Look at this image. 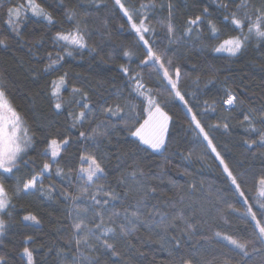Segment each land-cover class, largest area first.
I'll list each match as a JSON object with an SVG mask.
<instances>
[{"label":"trees","instance_id":"obj_1","mask_svg":"<svg viewBox=\"0 0 264 264\" xmlns=\"http://www.w3.org/2000/svg\"><path fill=\"white\" fill-rule=\"evenodd\" d=\"M38 2H42L50 12L54 23L50 25L28 13L21 35L10 39L6 48L0 46V78L7 85L11 102L33 130V146L24 158L27 165L21 162L19 172L8 183L14 184L17 177H26L29 172L43 167L45 157L41 153L44 152L47 139L70 136L71 145L62 151L59 163L53 165L52 177L43 180L44 195L36 192L17 198L13 201L11 216H3L7 227L4 235L0 236V254L7 253L11 257L8 264H22L20 253L24 246H28L33 251L35 264H68L74 254V245L70 247L72 233L68 228L69 204L62 195L68 188L66 181L55 177V169L62 168L65 174L74 176L75 173H69V169L79 167V155L85 148L84 144L79 143V132L91 131V128L104 122L109 126L110 137L100 139L98 146L87 148V151L94 152L100 158L106 169L105 178L99 183L111 185L123 196L128 189L118 182L121 177H128L130 169L136 165L147 174L145 183L154 185L156 189L147 198L143 191L133 190L125 201L116 204V208L135 205L139 200L149 207L160 208L169 216L178 213L184 220L177 221V228L161 231L160 236L142 230L124 240L117 237L116 250L120 255L111 257L109 254L102 258L101 264L108 258L116 260L117 264H182V260L187 258L213 257L216 258V264H220L223 255H234L227 253L224 247L226 242L217 238L215 233L219 231L221 235L240 237V230L245 228V223L238 216L246 206L233 191H228L230 182L225 183L222 168L218 167L219 162L210 150L207 155H203L205 149L189 128L190 118L186 116L183 104L175 97L169 98L167 94L159 96L161 104L172 117L167 147L160 152L150 149L138 152L134 138L128 135L117 118H105V106L115 109L117 105L135 104V101L128 99L130 89L125 88L127 78L120 71L122 66L130 68L132 73L140 71V52L126 18L113 11L111 0ZM97 2L102 4L99 10L96 8ZM126 2L139 6L142 0ZM143 2L147 3L148 0ZM240 2L236 0L235 4H229L224 9L219 5L228 3V0H156L157 7L151 14L153 18L150 23L156 29L155 36L161 49L166 48L168 55L174 58V67L180 66V90L190 104L196 105L198 118L206 129L209 125L221 124L219 129L211 133L214 144L227 157L233 172L248 180L243 187L250 203L254 204L252 198L256 192L250 190L252 181L249 177L264 167V148L258 146V133L244 130L247 124L244 116L253 110H264V44L252 42L235 57L213 51L222 39L235 35L229 30L231 26L221 21L224 14L234 11ZM251 3L258 5L259 0H251ZM8 4L9 0H0V5ZM161 4L164 5L162 9ZM169 5L172 23L177 30L172 43L165 39L166 29L158 23L167 21ZM205 8L208 13L199 33L193 32L191 39L184 37L182 33L188 19L201 15ZM3 10L6 11V8ZM69 10H75L77 20H86V25L82 24V27L87 28L89 47L75 51L72 56L60 51L63 60L45 72L49 53L55 57L59 51L52 42L55 32L67 30L75 23L67 18ZM3 19L0 15V32L5 28ZM209 20L220 30L218 39L210 38L207 27ZM125 50L131 51L133 55L125 57ZM65 74L66 84L60 92L63 107L57 112L51 106L54 103L51 84ZM143 79L156 92L155 76L150 78L146 70ZM73 88L80 89L79 94H74ZM227 92L236 96L234 107L228 108L222 104ZM84 96H87V101H83ZM76 101L87 102L90 111L83 126L73 128L70 113L78 114L83 110ZM224 122L229 125L227 131L223 128ZM254 126L264 130V125L258 119ZM246 140L249 143L256 140L257 144L249 149ZM88 143L95 145L97 142ZM50 185L54 186V191L48 193ZM72 190L76 192L74 185ZM78 203L81 208L91 206V201L85 197ZM229 203L236 209L235 212L228 207ZM28 214L35 215L40 222L24 221L23 216ZM189 223L193 228L191 233H185V224ZM28 236L32 239L25 244ZM173 236L180 240L178 248L172 240ZM168 240H172V243L165 242Z\"/></svg>","mask_w":264,"mask_h":264},{"label":"snow or ice","instance_id":"obj_2","mask_svg":"<svg viewBox=\"0 0 264 264\" xmlns=\"http://www.w3.org/2000/svg\"><path fill=\"white\" fill-rule=\"evenodd\" d=\"M113 11L122 14V18H126V23L130 27L132 33L135 34L137 49L140 52V63L138 67L140 71L132 73L130 68L121 67L120 71L126 79L125 88L130 89L128 99L135 101V104L126 106L117 105L115 109L112 107H104L105 118L110 119L115 116L117 121L123 125L128 135L134 138L135 148L139 151L151 150L152 152H160L166 149L167 138L170 135V122L172 117L161 104L159 96L167 94L169 98L175 97L186 110L189 128L196 134V139L201 142L204 147L203 155L208 154L210 150L215 160L219 162L218 167L222 168V172L226 177L225 183L230 182L228 191H233L245 205V210L239 214L238 218L243 220L245 228L240 230V237L234 238L232 235H221V232L215 233L216 237L226 242L224 247L227 253L221 257L220 264H264V167L259 172L252 173L250 179L252 186L250 190L256 192V196L252 198L255 203H250L247 193L243 185L248 180L243 176L238 177L227 162V157L217 149L212 138V131L221 127L220 123L209 125L208 128L203 125L195 111V104H190L189 100L180 90L181 68L179 65L174 67V58L168 55L167 49H161L156 40V29L152 26V13L155 12L157 4L156 0H148L147 3L142 2L139 6L129 5L126 0H111ZM236 0H228V3L219 6L227 9L229 4H235ZM102 4L97 2L96 8L100 9ZM106 7V5H103ZM163 4L160 5L162 9ZM6 8V11L3 10ZM32 17L47 21L53 24L54 21L50 12L38 0H9L8 5H0V15L4 17L2 23L5 25L3 32H0V46L7 47L10 39L18 38L21 35L22 25L27 14ZM208 9L205 8L201 15L189 18L182 35L191 39L192 33H199L204 19L207 16ZM172 9L169 5V16L167 21H158V23L166 29L165 39L169 43L174 42L177 30L171 19ZM87 15V13H85ZM67 18L75 23L67 30H57L52 37L54 47L59 49L57 56L53 57L51 53L48 55V67L45 72L52 70L64 56H72L77 50L88 48V31L85 21L77 20L75 10L67 12ZM221 23L226 26L230 25V31L235 35H230L222 39L213 49L216 53H227L230 57H235L241 53L250 43L264 44V0H259L258 5L251 3V0H241L231 13H225ZM208 30L211 33V39H218L220 30L212 20L208 21ZM199 39V36H197ZM133 53L125 50L124 56L131 57ZM149 72V77L155 76L156 83L154 87H148L144 83L143 73ZM67 74L60 76L52 81L51 97L54 103L51 105L57 112L63 107V101L60 99L61 89L66 84ZM74 94H79L80 89L73 88ZM226 99L222 104L228 108L234 107L236 96L232 92L226 93ZM122 98V97H121ZM83 101H87V96L83 97ZM76 103L83 109L78 114L70 113L72 119V127L77 125L83 126V122L88 118L89 104L87 102ZM125 107L127 111H125ZM87 110V111H85ZM207 107L205 111H207ZM213 111L215 108L213 107ZM264 125V110H253L244 116L247 124L244 130L248 133H258V146L264 148V130L257 129L254 125L256 120ZM115 126V122L113 124ZM225 131L228 130L227 122L223 123ZM109 126L101 122L91 131L79 132V143L84 144L85 148L81 150L79 155V167L69 169V173L65 174L62 168L55 169V177H59L66 181L67 191L62 192L64 201L69 204L67 218L69 220L68 228L72 233L70 247L74 245V254L68 264H101L104 257H117L120 254L116 250L117 237L124 240L130 238L133 233L139 231H147L149 234L160 236L161 231L167 232L173 228L179 227L177 221H183L184 217L178 213L169 216L158 207H149L143 201H137L135 205L128 204L123 209H117L116 204L127 199L129 192L133 190L143 191L144 197L147 198L149 193L155 192V186L146 184L147 174L142 168L133 165L130 169L128 177H121L119 184L123 185L128 191L123 196L117 192L111 185L99 183L104 180L106 169L100 158L94 152L87 151L88 147L98 146L100 139L110 137L111 132ZM33 130L28 126L26 118L11 102L5 81L0 78V236H3L7 227L4 215L11 216L14 209L13 201L23 195H34L40 192L44 195L43 180L52 177L53 165L59 163L62 151H66L71 145V137L47 139L44 152L41 153L45 157L43 167L29 172L26 177H17L14 184L8 183L10 178L15 176L20 170L21 162L27 165L24 159L33 146ZM202 138V140L200 139ZM97 142L90 145L88 142ZM138 142V143H137ZM206 142V144L204 143ZM249 149H252L256 140L250 143L246 140ZM48 176H45V174ZM248 175L247 173L245 174ZM73 185L76 188L74 193ZM48 193L54 191V186L50 185ZM87 197L91 201V206L81 208L78 201ZM225 203H227L225 201ZM228 207L233 212L236 209L232 204ZM91 213V217L89 214ZM24 221H32L38 224L40 221L35 215L28 214L23 216ZM193 226L185 224V233H191ZM32 237L25 239V244ZM175 241V247L180 246V240L172 237ZM172 240L165 241L172 243ZM63 255V253H58ZM236 258H239L237 261ZM11 257L7 253L0 254V264H8ZM22 264H35L33 251L30 247L24 246L20 253ZM104 264H117V261L108 258ZM182 264H216V258L212 259L187 258L182 260Z\"/></svg>","mask_w":264,"mask_h":264},{"label":"rangeland","instance_id":"obj_3","mask_svg":"<svg viewBox=\"0 0 264 264\" xmlns=\"http://www.w3.org/2000/svg\"><path fill=\"white\" fill-rule=\"evenodd\" d=\"M227 54V53H226ZM85 198H87V197H85Z\"/></svg>","mask_w":264,"mask_h":264}]
</instances>
